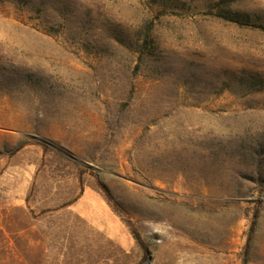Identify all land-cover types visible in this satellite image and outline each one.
Listing matches in <instances>:
<instances>
[{"label": "rangeland", "instance_id": "1", "mask_svg": "<svg viewBox=\"0 0 264 264\" xmlns=\"http://www.w3.org/2000/svg\"><path fill=\"white\" fill-rule=\"evenodd\" d=\"M220 1L0 0V264H243L256 207L264 264V28Z\"/></svg>", "mask_w": 264, "mask_h": 264}, {"label": "trees", "instance_id": "2", "mask_svg": "<svg viewBox=\"0 0 264 264\" xmlns=\"http://www.w3.org/2000/svg\"><path fill=\"white\" fill-rule=\"evenodd\" d=\"M232 3H233L232 0H221L215 5L216 7H214L210 11V14L221 20L234 23L242 27L264 28L262 25H260L257 21L253 19V16L250 13L234 10L232 8ZM152 28H153V23H150V25L148 26L147 32L145 33V39H144L145 46H147L150 42V32ZM44 149L46 150V152L49 151V147L47 145H44ZM100 186L103 188L108 201H110V203H112L119 211H123V208L116 201V199L111 195L109 190L103 185H100ZM258 218H259V208L256 207V211L253 215V220H252L249 235H248L246 251L244 253V258H243V264H248L249 262V258H248L249 257V252H248L249 245L252 241ZM128 224L131 228V231L137 243L144 250V252L148 254L149 253L148 247L145 241L143 240L141 234L135 227H133V225H131V223H128Z\"/></svg>", "mask_w": 264, "mask_h": 264}, {"label": "crops", "instance_id": "3", "mask_svg": "<svg viewBox=\"0 0 264 264\" xmlns=\"http://www.w3.org/2000/svg\"><path fill=\"white\" fill-rule=\"evenodd\" d=\"M83 195H91V193L85 192ZM29 196L27 193L24 195H14L13 197V207L15 209H20L23 211L24 214L27 213V203L29 202ZM73 203H70L68 208L70 209L72 207Z\"/></svg>", "mask_w": 264, "mask_h": 264}]
</instances>
